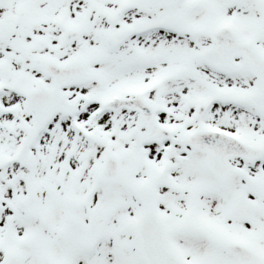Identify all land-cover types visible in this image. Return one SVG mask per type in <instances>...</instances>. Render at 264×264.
<instances>
[{"label":"snow or ice","instance_id":"obj_1","mask_svg":"<svg viewBox=\"0 0 264 264\" xmlns=\"http://www.w3.org/2000/svg\"><path fill=\"white\" fill-rule=\"evenodd\" d=\"M0 264H264V0H0Z\"/></svg>","mask_w":264,"mask_h":264}]
</instances>
